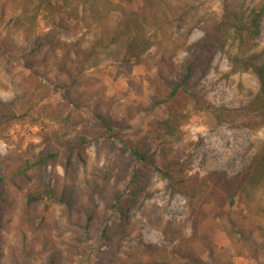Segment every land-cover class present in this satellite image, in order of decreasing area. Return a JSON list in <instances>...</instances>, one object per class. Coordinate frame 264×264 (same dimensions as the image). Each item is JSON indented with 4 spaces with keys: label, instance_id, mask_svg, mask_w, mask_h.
I'll return each mask as SVG.
<instances>
[{
    "label": "trees",
    "instance_id": "1",
    "mask_svg": "<svg viewBox=\"0 0 264 264\" xmlns=\"http://www.w3.org/2000/svg\"><path fill=\"white\" fill-rule=\"evenodd\" d=\"M220 2L214 13L197 0H0V72L19 91L12 103L0 100V132L33 118L56 91L66 101L53 116L61 130L43 149L14 170L0 160V264H264V45L256 44L264 0ZM195 28L203 34L191 43ZM223 49L230 74L250 72L259 83L255 92L239 83L252 95L239 108H214L191 88ZM106 62L126 71L123 96L145 93L120 118L109 114L97 75ZM193 114L253 135L242 170L189 175L180 142ZM137 115L146 124L140 135ZM154 169L185 199V214L172 222L148 206L144 221L168 245L137 240L120 251L126 213ZM14 215L21 245L7 244ZM92 228L97 240L86 252Z\"/></svg>",
    "mask_w": 264,
    "mask_h": 264
},
{
    "label": "rangeland",
    "instance_id": "2",
    "mask_svg": "<svg viewBox=\"0 0 264 264\" xmlns=\"http://www.w3.org/2000/svg\"><path fill=\"white\" fill-rule=\"evenodd\" d=\"M203 7L214 13L220 12V0H197ZM255 0H242L243 4L251 5ZM202 31L198 28L192 30L189 42L193 43L202 36ZM259 47L264 45V15L260 21V33L256 39ZM186 56L185 52L177 55V61H182ZM231 63L228 58L227 49L216 53L205 74L191 84L199 98L207 102L210 106L239 108L248 103L252 95H248L245 90L239 88V83L246 88H251L255 92L259 86L256 77L250 72L230 74ZM141 69L135 66L133 74L137 78L141 74ZM5 89H0V100L12 103L16 100L19 93L17 88L12 85L9 77L0 72ZM98 77L106 87L105 99L110 100L109 114L112 117L120 118L125 114L126 106L129 103H144L145 93L142 96L130 94L123 96L126 89L124 81L127 78L125 70H120L115 63L106 62L99 67ZM65 98L58 91L52 93L47 99L43 100L33 118L13 124L8 130L0 132V160L2 166L7 170H14L20 167L26 158H31L46 146V136H51L55 131H60L62 124L58 119H54L55 111L59 104H64ZM136 135H140L146 128L144 121L137 115L132 123ZM182 131L180 142L184 154L189 157V175L202 176L211 171H220L234 174L242 170L251 158L248 150L253 135L244 127L238 124L225 123L217 127L206 125L205 118L193 114ZM178 148V143L175 145ZM90 163L95 161V148L90 144L86 149ZM100 165L106 163V158H102ZM49 169V168H48ZM56 172L62 176V169L57 166ZM12 192L13 189H12ZM18 208L21 205V196L14 193ZM150 205H157L165 219L177 222L183 218L186 211V201L178 194H171L166 188V182L161 178L155 169L152 172L148 188L141 193L128 209L124 225L129 232V237L121 246L123 251L127 245L134 241H143L167 246L163 236L151 228L143 219V211ZM17 212V211H16ZM57 213V208L53 210ZM17 226V216L14 215V222L11 232L7 235L8 245H15L21 240L15 237V227ZM91 240L87 243L91 246L97 240L96 234L91 229ZM33 244L31 240L28 241ZM86 243V245H88ZM19 247V246H18ZM8 248H6V251ZM239 264H252L250 260H238Z\"/></svg>",
    "mask_w": 264,
    "mask_h": 264
}]
</instances>
